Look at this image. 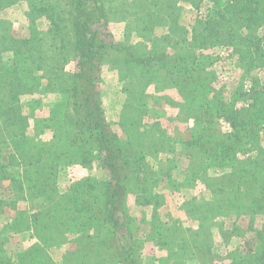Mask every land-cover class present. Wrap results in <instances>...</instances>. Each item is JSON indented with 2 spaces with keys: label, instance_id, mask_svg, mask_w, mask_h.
Listing matches in <instances>:
<instances>
[{
  "label": "rangeland",
  "instance_id": "rangeland-1",
  "mask_svg": "<svg viewBox=\"0 0 264 264\" xmlns=\"http://www.w3.org/2000/svg\"><path fill=\"white\" fill-rule=\"evenodd\" d=\"M37 1L34 2L39 8L49 3ZM168 1L166 7L173 8L169 11L175 21L171 23L170 18L157 14L154 34L150 36L140 34L137 27L127 23L134 18L136 9L146 11L150 7L151 14L159 13L158 0H102L109 31L121 51L106 55L98 89L105 118L120 141L123 155L130 160L131 168L138 170L131 174L136 181L125 195L131 231H118L115 248L126 249L134 240L141 249L139 264H230L248 257L259 262V250L245 254L244 246L249 238L255 240L259 235L263 214L236 215L228 208L230 205L219 201L221 195L215 197L213 192L215 182L230 170L240 168L245 156L210 160L195 152L190 143L193 119L181 114L183 99L179 93L149 77L141 79L134 70L137 60L131 58L136 54L155 56L170 37L173 48L169 56L194 58L188 66L189 75L204 67L214 76L212 94L219 92L229 101L233 92L244 90L250 76L264 84V30L254 33L248 47L218 44L214 33L220 28L231 27L233 32L246 34L240 13L229 0ZM30 6L27 0H0V199L5 204L0 209V232L4 226L12 225L18 212L32 214L44 208L43 203L27 195V184L22 185L16 174L20 170L12 157L17 151L31 147L28 149L33 154L42 150V158L56 166L58 195L67 193L76 182L99 186L107 177L94 144L85 143L84 126L71 106L69 76L78 71L75 59L70 57L65 62L52 90L48 88L50 76L33 69L24 78L28 85L14 82L22 76L15 63L19 65L24 50H19L16 43L28 40L31 45L45 36L50 26L47 17L33 14ZM193 35L197 37L194 48L181 45L183 38ZM247 54L252 55L253 69L248 66ZM150 61L153 66L160 64L156 58ZM10 81L14 82L11 86ZM222 128L217 121V129ZM158 130L164 138L154 150L152 143L158 141ZM81 137L83 141H78ZM208 204L220 208H207ZM91 212L81 227L63 232V237L49 232L52 241L39 240L32 232L14 233V229H7L5 252L14 259L29 250L36 264H90L84 254L77 259L74 252L82 246L78 242L79 230L97 241L103 237L95 211ZM48 213L44 215L46 222L58 225V219L54 221L56 211ZM86 236L82 238L84 244L91 242ZM98 253L103 262L116 264L108 252Z\"/></svg>",
  "mask_w": 264,
  "mask_h": 264
},
{
  "label": "trees",
  "instance_id": "trees-1",
  "mask_svg": "<svg viewBox=\"0 0 264 264\" xmlns=\"http://www.w3.org/2000/svg\"><path fill=\"white\" fill-rule=\"evenodd\" d=\"M27 1L31 3V12L45 15L50 26L46 35L31 45L28 40L16 43L19 50L22 47L24 50L19 65L15 63V67L21 69L22 76L14 82L28 85V79L24 78L28 77L29 71L33 69L35 72H44L50 76L48 88L52 90V83L65 62L70 57L75 59L78 71L69 76L71 106L78 116V121L84 126V134L87 136L85 143L91 141L94 144L107 177L99 186H89L85 181L76 182L67 193L58 195L54 177L56 166L42 158V150L37 149L33 154L31 149H28L31 147L17 151L12 157L20 170L16 174L22 185L27 184V195L43 203L44 208L32 214L26 211L18 212L14 218L16 224L13 222L12 225L2 228L0 264H36L35 256L29 250L18 253L14 259L7 255L4 249L5 235L9 232L7 229H14V233L32 232L39 240L52 241L53 236L49 232L54 231L55 236L63 237V232L81 227L91 211H95L93 215H96V223L102 227L99 230L102 229L103 237L97 241V238L86 236L79 230L78 242L82 246L74 252L77 259L83 258L84 254L90 264H99V261L108 264L102 261L98 253L104 250L112 256V263L139 264L141 249L134 240L126 249L121 250L115 248L114 242L119 230L131 231L125 195L127 189L136 181L131 174H137L138 170L136 171V167L132 169L130 160L123 155L120 141L105 118L98 89L101 67L106 55L109 52L121 51L109 31L106 8L102 0H48L49 3L44 2L47 4L46 9L39 8L35 3L37 0ZM229 2L240 13L246 34L233 32L231 27L229 30L220 28L215 30L214 41L218 44L248 47L253 42L254 33L264 30V0ZM162 3L163 6L160 5ZM166 4H169L168 0H158L157 5L160 9L156 14H151L150 7L146 11L143 8L136 9L134 18L127 23L128 26L137 27L140 34L148 33L152 36L154 24L157 22L156 20L154 23V18L158 17L157 14L165 19L170 18L171 23L175 21L170 12L173 8L168 9ZM176 29L183 30L181 27ZM166 39V47L160 46L161 52H156L153 57H148V54L133 55L131 60H137L134 70L141 79L149 77L158 85L172 86L179 93L183 99L181 114L189 115L193 119L191 129L193 140L190 143L195 152L210 160L237 154L245 156L240 168L230 170L215 182L213 192L215 197L221 195L219 201L223 200L225 204L230 205L228 208H232L231 211L236 215L252 217L256 213H262L264 216V84L258 78L250 76L244 90H236L231 94L229 101H225L219 92L212 94L214 76L204 67L195 69L194 74L189 75L188 66L193 63L194 58L189 60L190 58L182 54L169 56L168 52L173 47L169 42L170 37ZM180 43L188 48H194L197 37L193 35L191 38H183ZM125 52L132 53L128 50ZM247 55L248 66L253 69L252 55ZM154 58L160 63L155 65L156 67L150 61ZM31 81L33 83L34 78H31ZM14 82L10 81L9 85H13ZM246 101L250 103L245 105ZM239 103L244 105L236 106ZM217 121L222 124L221 130L217 129ZM158 134V141L152 143L154 150L159 147L158 142L164 138L162 131L158 130ZM78 141H83V138ZM15 182L18 183V180ZM3 205L5 204L0 199V209ZM210 206L220 208L209 204L206 207ZM51 211H56L57 217L54 221L58 219V225L54 222L52 226L44 219V215ZM63 227L66 228L65 231ZM84 236L90 238L91 242L84 244L82 239ZM244 247L245 254L256 253L258 249L259 262L248 257L241 261H231L230 264H264V218L259 235L255 240L249 238Z\"/></svg>",
  "mask_w": 264,
  "mask_h": 264
}]
</instances>
